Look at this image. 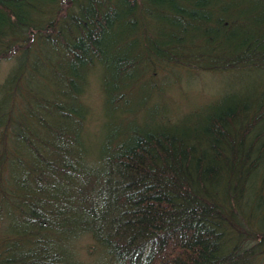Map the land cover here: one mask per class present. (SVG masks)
<instances>
[{
  "label": "trees",
  "instance_id": "trees-1",
  "mask_svg": "<svg viewBox=\"0 0 264 264\" xmlns=\"http://www.w3.org/2000/svg\"><path fill=\"white\" fill-rule=\"evenodd\" d=\"M4 61L0 264H264V88L134 105L184 70L264 72V0H0Z\"/></svg>",
  "mask_w": 264,
  "mask_h": 264
},
{
  "label": "rangeland",
  "instance_id": "rangeland-1",
  "mask_svg": "<svg viewBox=\"0 0 264 264\" xmlns=\"http://www.w3.org/2000/svg\"><path fill=\"white\" fill-rule=\"evenodd\" d=\"M5 62V61H4ZM13 63L6 61L0 66V82L8 75ZM102 71V70H100ZM226 73V72H222ZM221 72H210V71H199V70H184L181 74L175 75L173 80L166 79V88L160 97H151V93L146 87L134 90V102L139 103V100L146 96V102H151L154 100L162 101L166 109L169 110V115L171 117H176L177 113L181 114L192 110V109H202L207 106L211 99L216 98L219 94L225 93L227 91H232L240 93L242 95H254L257 97L258 94L263 90L264 86L259 88L256 92L257 87L260 83L264 82V72L261 71H248L247 73H239L238 75L234 73H228L226 75ZM99 75V73L97 74ZM98 77V76H97ZM153 82L150 81V85ZM92 102L96 109H100L102 103V96L99 91L98 80L94 81L91 92ZM256 92V93H255ZM104 111V112H103ZM102 113L98 116L99 120L95 127L91 129V140L95 143V146L100 144L102 135L105 132V124L108 121V113L103 109ZM161 113H165L160 110ZM144 110L141 111L137 117L138 121H142L144 118ZM164 119L167 120V114ZM89 245V244H88ZM95 244L90 243L88 247ZM104 262L103 260H101ZM95 264H101L100 262H95Z\"/></svg>",
  "mask_w": 264,
  "mask_h": 264
},
{
  "label": "bare ground",
  "instance_id": "bare-ground-1",
  "mask_svg": "<svg viewBox=\"0 0 264 264\" xmlns=\"http://www.w3.org/2000/svg\"><path fill=\"white\" fill-rule=\"evenodd\" d=\"M80 85H81L82 91H84L83 101L85 103H88L90 100V93H91V87H92L91 83L88 80V78H85V80ZM93 255H94V251L88 250L87 254L83 255L84 261L88 262L89 258H93ZM90 261L93 262L94 260L90 259Z\"/></svg>",
  "mask_w": 264,
  "mask_h": 264
}]
</instances>
